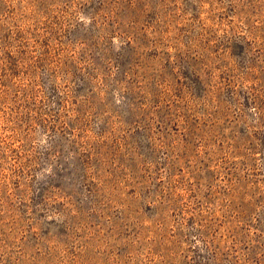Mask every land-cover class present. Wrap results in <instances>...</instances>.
<instances>
[{
  "label": "rangeland",
  "instance_id": "1",
  "mask_svg": "<svg viewBox=\"0 0 264 264\" xmlns=\"http://www.w3.org/2000/svg\"><path fill=\"white\" fill-rule=\"evenodd\" d=\"M0 264H264V0H0Z\"/></svg>",
  "mask_w": 264,
  "mask_h": 264
}]
</instances>
